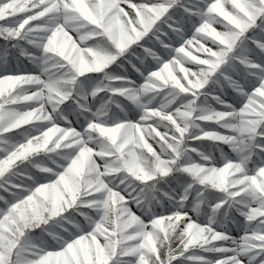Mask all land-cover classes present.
Here are the masks:
<instances>
[{"label": "snow or ice", "instance_id": "obj_1", "mask_svg": "<svg viewBox=\"0 0 264 264\" xmlns=\"http://www.w3.org/2000/svg\"><path fill=\"white\" fill-rule=\"evenodd\" d=\"M0 264H264V0H0Z\"/></svg>", "mask_w": 264, "mask_h": 264}]
</instances>
